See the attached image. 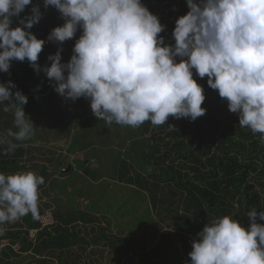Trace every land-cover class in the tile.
Returning <instances> with one entry per match:
<instances>
[{
	"label": "clouds",
	"instance_id": "obj_1",
	"mask_svg": "<svg viewBox=\"0 0 264 264\" xmlns=\"http://www.w3.org/2000/svg\"><path fill=\"white\" fill-rule=\"evenodd\" d=\"M48 6L63 24L39 39L31 29L42 19L41 5L0 0V73H9L13 61L26 60L64 99L83 97L100 120L138 128L145 121L166 125L170 116L195 121L205 115L204 89L195 72L226 100L240 127L264 140V0H186L188 11L174 22V43L160 35L167 26L142 0H43ZM78 30L72 53L62 62L63 42ZM47 42L57 50L47 56L50 64L40 66ZM4 102L15 107L17 129L0 135L7 155L17 147L8 137L30 139L36 126L23 109L27 96L10 79L0 82ZM44 182L33 171L0 172V225L37 215ZM247 217V229L231 215L212 218L191 240L185 264H264V223L257 222L264 221V210L254 208Z\"/></svg>",
	"mask_w": 264,
	"mask_h": 264
},
{
	"label": "trees",
	"instance_id": "obj_2",
	"mask_svg": "<svg viewBox=\"0 0 264 264\" xmlns=\"http://www.w3.org/2000/svg\"><path fill=\"white\" fill-rule=\"evenodd\" d=\"M142 2L167 26L160 35L165 37L167 43H174L171 37L174 22L188 11L186 0ZM32 3L41 5L42 19L31 31L37 38L45 39L52 28L63 24V20L57 10L44 15L43 0H32ZM30 8L31 5L26 6L21 16L28 14ZM11 26H16V18H13ZM79 35L78 30L73 39L63 42L62 62L68 61ZM56 50L55 43L47 42L42 46L37 63L40 66L50 64L47 56ZM35 76L41 83L50 86L44 73H36L26 60L13 61L9 73H0V82L12 80L31 99L30 96L37 94L31 86ZM194 79L203 86L205 101L201 106L206 109L205 115L195 121L170 116L166 125L160 126H154L150 121H145L138 128L108 124L92 114L87 99L81 97L76 101L70 100L73 105L70 110L71 124L64 132L69 138L67 152H64V156L59 154L55 163L51 164L54 165L51 168L53 176L48 187L54 193L59 189H62V194L63 191L65 193V179L74 175V168L71 167L68 174H60V169L71 164L68 162L71 153L85 152L92 146L100 153L97 161L105 165L107 180L102 184H93L86 178L84 182L82 178L76 179L75 183L79 182L81 187L75 193L85 194L87 203L79 207L71 199L63 200L61 204L56 202L51 213L53 223L44 227L38 223L40 213L33 215V220H36L34 224L41 229L33 239L28 237V231L24 229L17 233H7V229L6 232H0V240L8 237L20 241L19 251L13 250L12 245L0 249V264H19L28 258L35 261H32L33 264H112L114 260L117 264H185L190 259L191 240L212 218L231 215L247 229V213L254 208L258 212L264 210V140L260 139L261 134H253L250 129L239 126L237 114L230 112L226 100L208 87L206 77L198 78L194 72ZM47 94L36 95L37 101L49 108V111H37V117L33 119L36 128L42 124V113L50 115L43 119L50 123L59 109L58 106L53 109L50 102H43L48 100L51 92ZM5 107L10 108V114L13 111L11 102L0 104V119L6 114ZM24 111L27 113L28 110ZM168 124L173 125L174 130H169ZM36 128L32 137L40 139L46 131L36 132ZM0 135L5 134L0 131ZM48 135L51 136V133ZM53 136L56 135L53 133ZM31 141H16L12 138L11 143L17 147L7 155L3 154L7 145L0 146V172L5 175L21 172L24 166L20 165V161L28 155L26 145ZM122 147L128 149L122 152ZM86 161L89 160H73L82 167L88 166ZM32 164V167L38 166L37 163ZM42 168L38 175L46 176L48 168L45 165ZM111 183L118 191L124 189L127 195V199L110 203L116 211L115 216L119 215L125 203L133 205L129 198L133 201L146 198V211L137 221L144 222L149 213L160 212L159 216H162V211L169 210L173 202H176L175 216L180 208L184 212L191 210L193 218L182 221L173 232L160 229L157 231L158 237L152 236L153 231H149L147 236L129 235L125 229H129L128 226L114 227L116 221L113 222L115 218L111 219L113 213L107 212L108 204L104 208L100 207L98 202L102 196L97 195V191L93 192L94 187L104 185L110 188L108 186ZM98 207L102 208V214H99ZM257 222L264 223L259 218ZM72 246H80L84 251L94 253L95 257L87 254L67 256L65 250Z\"/></svg>",
	"mask_w": 264,
	"mask_h": 264
},
{
	"label": "rangeland",
	"instance_id": "obj_3",
	"mask_svg": "<svg viewBox=\"0 0 264 264\" xmlns=\"http://www.w3.org/2000/svg\"><path fill=\"white\" fill-rule=\"evenodd\" d=\"M31 86H32V91L37 94L47 92L48 93L47 95H49V93L51 92L48 100H44L43 102H50L53 109H55L57 106L59 107L56 116L52 118L53 121H51L50 123H46L43 120V119H46L47 117H50V115L47 116L44 113H42L41 115L42 118H40L42 120V124L38 126V128H36V132L46 131V133L40 138L42 140L36 139L33 137L30 138V140L32 139L31 143L26 145L29 153L25 159H22L20 161V165L24 166L21 172L22 171H33L36 174H38L40 167L42 168L43 165H45L48 168L46 171V176H43L42 174H40L44 178L45 185L44 186L41 185L38 189L39 191L38 213H40L38 223L42 226V223L47 224V225H50L53 223L51 213H52V210L55 209L54 206L56 202L61 204L63 200L71 199L73 203H75L76 206H79V207H84V205L87 203L88 198L86 197L85 194L82 196V194L77 195L75 193V191H77V189H80L81 187L79 182L75 183L76 179L82 178L81 181L84 182L85 181L84 178H86L93 184L97 182L102 184L103 181L107 180V174H106L107 172H106V167L103 164V162L97 161L100 159V156H99L100 153L98 149L92 146V147H89L88 150L85 152L77 151L69 155L70 160L68 162H70L72 168H74V175L65 179L66 180L65 185H67L65 189L66 191L65 193L63 191V194H62V189L61 191L60 189L59 190L54 189L56 190V192L54 193V191L51 190V187H48V184L50 183V180L53 176L51 168L54 165H51V164L55 163L56 157L59 154L64 156V152L65 153L67 152L66 148H67V143H69V138H67L68 136H66L67 133L65 135L64 132L66 128L68 127V125L71 124L69 122L70 116H71L70 110L73 108V105L70 103V99H64L59 94H57L54 90H52L53 89L52 86H49V85L46 86L45 83H41L37 76H35L31 80ZM36 95L33 94L32 96H30L31 99L27 97L28 102L26 105L23 106V109L28 110L26 114L29 116L32 122H34L33 119L37 117V111L44 110V109L49 111V108H45L43 103H40L39 101H37L38 96L36 97ZM54 95L57 96V98H55ZM12 108H13V111L11 114H10V111L8 110L6 114L3 115V118L0 119L1 120L0 121V131L3 132V134L5 135L7 134L9 128L10 129L14 128L12 126V122L14 121L15 107H12ZM57 121H60V122H57ZM75 124L78 125L79 122H75ZM49 128L50 130H48ZM16 130L17 129L15 128L14 131ZM49 132L51 133V136L48 135ZM72 132H73V129L70 131L69 135H71ZM53 133L56 136H53ZM8 139L12 141V137H8ZM126 149L128 148H125V147L120 148L122 152H124ZM76 159L89 160V161H86L88 162L87 163L88 166L82 167L81 165L74 163L73 160H76ZM32 163H35V164L37 163L38 166L32 167L31 166L33 165ZM64 181L60 183H63ZM106 187L104 185H101L100 187H96V188L94 187L93 192L97 191V195L102 196V199L99 200L98 205L104 208L108 204L106 208L107 212H110V213L112 212L114 216H111V219L115 218L113 222L116 221V223L114 224V227H116L117 229L120 227L128 226L129 229L127 228L125 229L126 231L128 230L129 235L133 234L134 236H147L149 231H153L154 234L152 236L157 235L158 237L157 231H159L160 229L173 232L175 231L176 226H178L182 221H186L187 219L191 220L193 218L192 217L193 214L191 210L189 212H184V210L183 209L181 210L180 208L175 216L176 211L174 207L176 205V202H173L172 207L169 208V210L162 211V216H159L160 212L154 213V214L149 213L148 216L145 218L144 222L137 221L139 217H141L142 214H144V211H146V208H147L146 198L143 201H140V200L133 201L132 198H129V201L132 202L133 205H131L130 202L129 203L131 206H128L129 204L125 203V205H123V207L119 210L120 211L119 215L115 216L116 211L114 207L111 206L110 203L111 202L113 203L114 201H118L122 199H127V195L123 192L124 189H120L118 191V189H115L112 183L110 184V186H108L110 188H113L112 190ZM125 191L126 192L128 191L127 188H125ZM98 209H99V214H102V208L100 209L98 207L97 210ZM33 217H34L33 214L29 213L19 218L15 222L5 223L3 225H0V227L4 229L3 230L4 232H6V229H7L8 230L7 233H17V231L24 229L28 231V237L30 239H33L37 235V233L41 230L34 224L36 220L35 219L33 220ZM7 245L8 246L12 245L11 247L13 250L19 251L20 241L13 240L12 238H8V237L2 238L0 240V249H2L3 247H4L3 249H5L6 248L5 246ZM65 252H66V255L70 257H74V256L81 255V254L82 255L87 254L88 256L95 257L94 253L84 251V249H82L80 246L69 247L65 250ZM3 260L6 261L5 258ZM32 261L33 259L28 258V259H25L23 263L21 262L19 264H33V262L35 261L33 262ZM112 264H117L116 260H114Z\"/></svg>",
	"mask_w": 264,
	"mask_h": 264
},
{
	"label": "water",
	"instance_id": "obj_4",
	"mask_svg": "<svg viewBox=\"0 0 264 264\" xmlns=\"http://www.w3.org/2000/svg\"><path fill=\"white\" fill-rule=\"evenodd\" d=\"M56 9L53 6H48L45 10H44V15H47L50 11H55ZM71 164H66L64 166H62V168L60 169L59 173L60 174H68L71 171Z\"/></svg>",
	"mask_w": 264,
	"mask_h": 264
},
{
	"label": "built area",
	"instance_id": "obj_5",
	"mask_svg": "<svg viewBox=\"0 0 264 264\" xmlns=\"http://www.w3.org/2000/svg\"><path fill=\"white\" fill-rule=\"evenodd\" d=\"M46 225H47V224H43V223H42V227H44V226H46ZM29 233H30V232H29Z\"/></svg>",
	"mask_w": 264,
	"mask_h": 264
}]
</instances>
